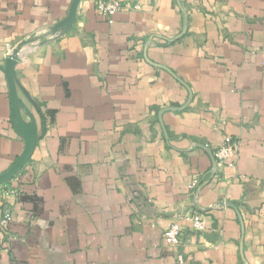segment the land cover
Returning <instances> with one entry per match:
<instances>
[{"label": "crops", "instance_id": "obj_1", "mask_svg": "<svg viewBox=\"0 0 264 264\" xmlns=\"http://www.w3.org/2000/svg\"><path fill=\"white\" fill-rule=\"evenodd\" d=\"M109 20L80 0H0V174L30 159L2 196L0 264H264V0H126ZM45 42H42L44 41ZM235 141L236 163L215 150ZM196 180L194 187L191 183ZM205 222L195 232L188 219Z\"/></svg>", "mask_w": 264, "mask_h": 264}, {"label": "built area", "instance_id": "obj_2", "mask_svg": "<svg viewBox=\"0 0 264 264\" xmlns=\"http://www.w3.org/2000/svg\"><path fill=\"white\" fill-rule=\"evenodd\" d=\"M94 9L105 19H110L114 14L124 9H138L139 5L136 2H127L126 0H93ZM236 149L237 144L235 141L227 139L226 142L221 143L215 150V159L217 164L235 165L236 163ZM196 180H194L190 187H194ZM0 192L5 198L8 195L13 194L14 190L7 184L0 185ZM182 219H188L192 223V228L195 232H203L205 230V222L201 215L192 213L180 217ZM12 221L11 208L6 204L2 205L0 201V230L8 228ZM182 228L178 221L170 222L163 233V239L167 246L172 247L175 251V257L178 264L185 262L183 254L179 251V246L182 243Z\"/></svg>", "mask_w": 264, "mask_h": 264}, {"label": "water", "instance_id": "obj_3", "mask_svg": "<svg viewBox=\"0 0 264 264\" xmlns=\"http://www.w3.org/2000/svg\"><path fill=\"white\" fill-rule=\"evenodd\" d=\"M80 0H72L67 15L51 28L52 35L56 37L63 36L71 31L77 18V8ZM42 42H45L42 41ZM26 44L23 41L19 46L14 47L5 58V74L8 82L12 119L20 128L24 140V149L16 162L4 173L0 174V185L11 180L30 159L33 148L36 143L37 135L35 128L24 121L20 114V103L16 90L15 68L19 60L20 47Z\"/></svg>", "mask_w": 264, "mask_h": 264}]
</instances>
